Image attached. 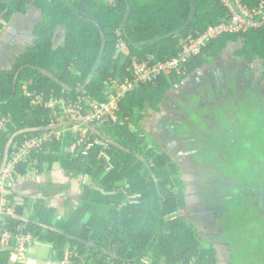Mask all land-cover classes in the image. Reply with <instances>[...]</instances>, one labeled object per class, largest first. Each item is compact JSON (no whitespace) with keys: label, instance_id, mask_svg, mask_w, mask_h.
<instances>
[{"label":"trees","instance_id":"1","mask_svg":"<svg viewBox=\"0 0 264 264\" xmlns=\"http://www.w3.org/2000/svg\"><path fill=\"white\" fill-rule=\"evenodd\" d=\"M239 6L250 11L260 7L256 16L260 25L206 39L199 54L188 59L180 71L164 72L153 81L128 89L119 100L116 119L91 121L84 136L75 130V122L64 116L66 104L84 106L83 96L107 101L117 95L114 84L133 79L134 60L140 62L149 55L156 60L176 57L185 39L201 37L209 28L228 24L232 11ZM30 8L41 17L33 29L35 39L15 56L11 67L0 71V172L13 161L17 148L53 132L14 164L12 184L26 178L32 169L42 174L55 164L67 176L90 182L82 184L75 199L64 200L62 209L49 205L45 198L31 204L23 197L19 203L11 184L8 207L13 213L2 215L0 225L15 235H31L28 249L37 242L50 245L60 263L218 264L211 241L201 237L187 220L185 181L178 161L161 145L163 139L151 135L146 124L149 115L162 110V101H171V90L178 96V85L189 77L195 82L206 77L201 84L205 89L200 88L203 93L192 94L196 100L210 89L223 92L225 83L217 78L219 68L206 76L197 69L204 70L217 60L224 65L230 43H236L233 66L243 69L244 65L245 76L246 64L255 59L261 62L253 91L263 103L264 0H0V19L10 23L13 16L26 15ZM62 33L63 43L55 47V37ZM119 42L126 44L128 55L118 54ZM196 100L192 105L199 119L217 126L220 120L215 115L222 108H195ZM222 102L221 107H232L225 99ZM244 114L243 125H249L253 134L256 130L264 133L260 112L254 115L259 119L255 123L250 112ZM169 121L166 119L165 124L176 128L178 121ZM188 124L190 127L191 122ZM182 136L186 144V136ZM203 139L207 142L208 137ZM238 144V149L242 148L243 144ZM238 153L241 150L232 156ZM245 153L247 157L252 154ZM231 166H236L235 161ZM37 187L44 197L53 198L68 185L49 182ZM250 187L253 190L249 180L239 181L222 198L227 227L252 212L246 190ZM18 244L14 236L9 246L0 248V264H26L24 256L18 255ZM247 245L263 254L264 235L248 239Z\"/></svg>","mask_w":264,"mask_h":264},{"label":"rangeland","instance_id":"2","mask_svg":"<svg viewBox=\"0 0 264 264\" xmlns=\"http://www.w3.org/2000/svg\"><path fill=\"white\" fill-rule=\"evenodd\" d=\"M39 16V12L36 9H32L28 11L27 15L13 16L10 23H6L3 19H0V24L2 25V29L0 30V71L11 67L15 56L20 54L25 46L32 44L35 39L32 27L38 23L39 20L35 18ZM60 32L59 30L58 33ZM63 40V33L59 34L55 37L54 46L58 47L63 43ZM235 44L230 43L227 48V53L224 55V58L227 60V65H222L219 62L217 66L219 68L217 78L223 81V84L225 83L223 92L218 93L217 90H211L210 87L214 85L211 84L209 86L210 90L200 97H197L196 100V96H192L194 94L192 88L202 86L196 85L193 79H191L192 83L189 84L186 82V79L177 87L179 90L178 96L172 90L169 92L173 104L167 98L165 101H162V117L160 120L162 123L159 124L160 127L156 126L154 128V123L156 122L152 118V115H149L148 119L150 120L147 124V129L151 135L157 140L163 139V141H160L162 143L161 145L171 153L180 165L181 176L185 181L187 220L195 225L201 237L207 239L212 238L210 240H214L212 225L214 224V227L218 229L217 227L220 225L222 219L224 218L226 221V211L223 207L222 198L229 195L227 193L228 188L232 189L239 185V181L244 180H249L252 184L253 190L251 187L249 190L246 189L251 196L249 198V208L250 210L252 208V212L246 216L245 222L249 227H247L248 225L243 226L244 229H240L241 235L245 239L257 238V235L261 236V234L262 236L264 235V227L259 223L260 221H264V208L260 209L258 205V199L262 195L260 193L264 190V133L257 131L254 127L256 133L253 134V130L249 125H243V119L246 116L244 114L245 111L250 112L251 120L254 123L259 121L261 114L264 121V100L263 103L259 102L257 100V93L253 91L256 87L254 80L257 70L262 65L258 59H255L249 65L246 64L248 68L246 75L248 77L245 76L244 65L242 66L243 69L239 66L237 68L233 66V51L236 50ZM214 64L207 65V68L214 69ZM233 70L235 74L232 75ZM228 80H230V83ZM203 91L200 89L196 90L198 94L203 93ZM209 97L214 98L208 99ZM224 99L227 101L226 104L228 106L232 105L229 110L225 108L227 107L225 105L221 107ZM195 100V108L203 107V105H217V107L220 106L222 108L215 115L220 120L217 126H210L202 119H199L200 116L192 105L195 103ZM52 104L54 105L55 103L53 102ZM177 109L178 112H176ZM179 109H183V111ZM258 112H260L259 119L258 115L254 116ZM174 118L179 122L176 125V129L181 131L180 136L175 137L176 140H174L173 134H169L171 128L166 126L168 124L165 125L166 119L170 120L169 123L174 124ZM190 122L191 126L189 127L188 123ZM182 134L187 136V138L190 136L187 139L188 142L184 141L186 144L182 143V137H184ZM252 134L253 136L250 138ZM203 137H208L207 142ZM238 142L241 145L243 144L240 149L237 146ZM185 145L196 149L195 152L190 154L192 160H190L189 154L183 153ZM246 147L250 150H245ZM236 150H241V153L232 156L236 153ZM245 151H250L252 154L247 157L245 156ZM233 161L236 163L235 167L231 166ZM86 180L90 182V179L84 177L74 178L67 176L60 165L55 164L51 170H46L42 174H39L36 169H32L26 178L19 179L12 186L17 192L16 200L19 203L24 201L23 197L29 198L31 204L38 198H45L49 202V205L51 204L62 209V202L68 199V197L75 199L81 191L82 184ZM49 182L61 185L65 184L68 187L62 188L63 190L53 198L44 197L42 195L43 190H40L37 185H43ZM259 186L263 188L257 190ZM204 204L210 207L209 214L207 212L204 213ZM230 225L237 227L234 222H230L228 226ZM219 233L217 232V234ZM236 242L239 244L238 238H236ZM217 243L220 244L221 242ZM238 254L240 258L241 255L240 253ZM263 255L264 253L259 254L258 257H262ZM27 256L30 259L34 258V264H69L68 262L60 263L55 260L51 246L40 242L35 243V245H32L28 249ZM251 257L252 255L250 254L248 263H251Z\"/></svg>","mask_w":264,"mask_h":264},{"label":"built area","instance_id":"3","mask_svg":"<svg viewBox=\"0 0 264 264\" xmlns=\"http://www.w3.org/2000/svg\"><path fill=\"white\" fill-rule=\"evenodd\" d=\"M260 13V7L250 11L244 6H239L237 11H232V18L228 24H220L217 27L209 28L201 37H188L185 39L176 57L156 60L153 55H149L147 59H143L140 62L134 60L132 64L133 79L130 80L126 78L123 83L114 84L115 88H118L117 95H112L107 101H97L88 95L83 96L81 100L84 106L76 102L68 103L64 106V116L75 122V130L80 131L82 135L86 136L91 121H101L109 117L116 119V111L119 109V100L124 95L125 91L133 88L138 83L153 81L164 72L180 71L188 59L199 54L200 48L206 39L215 37L226 31L236 32L245 30L248 27H258L260 22H258L256 16ZM117 50L118 54H129V50L123 42H119ZM114 83L117 82L114 81ZM51 133L53 132L25 142V144L17 148L19 149L17 152L13 153V161L6 164L5 168L2 169L0 174V221L2 215L13 213V208L8 207V195L11 194L10 185L15 179L13 173L14 164L20 159L25 158L26 154H28L32 148L41 146L44 140L49 139ZM57 135L59 136L60 133H57ZM14 236L17 237L19 243L17 248L18 255H20V257L25 256L28 246L32 243V236L23 234L15 235L13 232L4 229L1 225L0 248L2 249V247L9 246Z\"/></svg>","mask_w":264,"mask_h":264},{"label":"flooded vegetation","instance_id":"4","mask_svg":"<svg viewBox=\"0 0 264 264\" xmlns=\"http://www.w3.org/2000/svg\"><path fill=\"white\" fill-rule=\"evenodd\" d=\"M29 10H32V9L30 8ZM35 19H38L39 20L38 23L41 21L40 16L37 17V18H35ZM32 29H34V27H32ZM219 62L220 61H216L215 62L214 69H209L210 67H208V68H205L204 70L202 69L200 71L197 69V71L200 74L201 73L203 75L205 74V76L210 71H214V73H216L217 72L216 68H218L217 66L219 65ZM223 63L225 65H227V61H226L225 58L223 59ZM261 69H262V67L257 70L256 78L255 79H258L260 77L259 75H260ZM196 80L198 82V83L195 82L196 85L204 84L203 81H205L204 78H203V81L199 80L198 78H196ZM187 81H188L189 84H191L192 83L191 82V77L187 78ZM204 87L205 86H202V87H194V88H192V91H196L197 88L198 89H200V88L205 89ZM177 91L179 93V90H177ZM257 100H259V99L257 98ZM171 104H172V102H171ZM209 113H211V112H209ZM211 119H213V118H211ZM177 121L174 118V122H177ZM161 123L162 122H160V124ZM177 123H179V122H177ZM177 123H176V125H177ZM169 125L170 124H168L166 126H169ZM156 126L157 127L158 126L160 127L159 124H157ZM156 126H154V128ZM169 134H173L174 135V140H176L175 137L177 138L178 136H180L181 133H180V130L179 129L177 130L174 127V129H171V132ZM188 138L186 136V139L184 141H187L188 142V140H187ZM195 151H196V149L192 147V149L189 150L188 152H186V151L183 150V153L184 154H186V153L189 154V158H190V160H192L190 154H192ZM179 154H181V153H179ZM263 196H264V190L262 191V195H260L261 198L258 199L259 200L258 201V205H259V208L260 209H263L264 208ZM223 207H224V205H223ZM209 211H210V207L208 205L204 204V213L207 212L209 214ZM246 216H245V219L244 220L242 219L243 221H240L238 224L235 223L237 225V227L234 226V225H230V226L227 227L225 225L226 221H225L224 218L220 222V225H218V227H217L218 229H216L214 227L215 226L214 224L212 225V229L214 230V232L212 233V235L214 236V240H210L212 238H210L208 240L211 241L212 245L215 248L216 255L218 257V264H232L231 263L232 261L234 262V264H263L262 263V260L264 259V256L258 257L259 253L256 251L255 248H253V247H251L249 245H248V247H246V245H247L246 242H247L248 239H245L244 236L241 235L240 229H244L243 226L248 225L245 222L246 221V218H247ZM259 223H260L261 226L264 227V221H260ZM247 227H249V225ZM263 227H261V229H263ZM217 232H220V233L217 234ZM236 238L239 239V244H237ZM217 242H221V243L218 244ZM251 248H252V250H251ZM238 253H240V255H241L240 258H239V254ZM250 254L252 255V257H251V263H248L249 262V256H250Z\"/></svg>","mask_w":264,"mask_h":264},{"label":"crops","instance_id":"5","mask_svg":"<svg viewBox=\"0 0 264 264\" xmlns=\"http://www.w3.org/2000/svg\"><path fill=\"white\" fill-rule=\"evenodd\" d=\"M209 114H210V117H211V118L215 119V116H214L213 113H209ZM152 116H153L154 121H155L157 124H160V120H161L160 116H162V110H161L159 113L154 114V115H152ZM148 123H149V121H148ZM146 125H147V124H146ZM180 133H181V131H180ZM184 150H185L186 152L189 151V150L186 149V148H185ZM23 258H24V261L26 262V264H34V263H35L34 258L30 259V258L27 256V253H26V255H25Z\"/></svg>","mask_w":264,"mask_h":264}]
</instances>
